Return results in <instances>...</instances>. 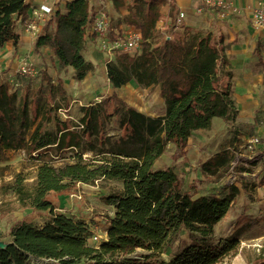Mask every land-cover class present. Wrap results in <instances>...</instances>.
Returning a JSON list of instances; mask_svg holds the SVG:
<instances>
[{"label":"trees","instance_id":"16d2710c","mask_svg":"<svg viewBox=\"0 0 264 264\" xmlns=\"http://www.w3.org/2000/svg\"><path fill=\"white\" fill-rule=\"evenodd\" d=\"M139 5L145 9L142 20L136 13ZM113 6L124 7V0H113ZM126 6L124 23L139 32L141 48L117 52L115 61L107 64L106 76L113 93L99 104L81 108L82 134L65 127L58 131L45 128L49 118L44 113L38 120V101L30 102L26 94H19L21 82L32 79H19L17 90L7 87L8 80L0 82V150L29 154L54 148L78 150L73 163L38 165L31 187L19 174L10 181L0 180L2 212L29 209L49 216L42 227L29 224L30 215L11 225L10 242L0 249V264H29L31 257L48 264H164L161 255L168 253L183 233L188 242L179 241L182 246L169 264H220L235 248L236 241L214 245L210 240L215 225L240 194L237 187L224 186L226 193L220 196L193 198L182 192L175 172L155 169L168 144L184 151L192 133L207 129L213 118L233 122L237 117L231 74L218 77L226 64L223 48L210 35L193 34L188 27L177 35L172 33L182 25L173 0H131ZM165 6L171 28L153 45L152 40L161 32L156 27ZM30 10L28 0H0V49L9 43L13 47L18 44L15 21L19 18L24 23ZM95 15L88 0H68L64 13L54 10L34 39L33 53L40 56V72L45 60L42 49L61 66L71 68L77 81L92 72L93 65L82 52L87 41L95 39ZM110 32L111 21L108 35ZM131 84L143 89L158 87L164 113L151 117L118 99L116 90ZM111 101L118 104L114 114L123 131L119 137L103 133V122L111 116L105 113V105ZM85 153H91L89 159H83L89 156ZM232 159L233 155L215 154L201 165L202 173L219 180ZM98 179L119 183L121 191L104 197L114 213L103 230L106 240L92 247L87 245L91 225L59 210L77 184ZM51 196H56L57 203ZM137 250L147 254L128 257Z\"/></svg>","mask_w":264,"mask_h":264},{"label":"rangeland","instance_id":"374dc122","mask_svg":"<svg viewBox=\"0 0 264 264\" xmlns=\"http://www.w3.org/2000/svg\"><path fill=\"white\" fill-rule=\"evenodd\" d=\"M130 2L131 0L128 3ZM199 7L204 9L202 2L199 3ZM235 9V12L226 13L218 20L210 18V13L204 9L201 15H196L192 19V26L182 22V25L172 32L177 35L182 33V28L188 27L193 34L210 35L217 46L223 48L226 64L221 66L218 77L226 73L231 74V97L238 110V115L233 122L213 118L207 129L193 132L187 140L184 151H178L174 145L168 144L164 153L156 161L155 169H170L175 172L179 177L182 192L190 194L193 198L220 196L226 193L223 179L228 169L223 171L221 179L217 180L202 173L201 165L205 161L215 154L233 155L238 144L242 143L246 137L257 136L264 142V39L257 40L252 32L254 28H249L248 13ZM136 13L141 20L144 19L145 9L142 5L138 6ZM108 15L111 21V32L106 39L122 36L124 28L120 29V27H127L124 23L128 17L127 6L115 8L108 12ZM169 28L171 25L168 24L165 30H161L154 37L152 44L159 43L163 32ZM21 29L24 31L23 26ZM93 40L96 39L87 41L82 55L85 60L90 61L92 48H95L101 53L102 58L94 62L90 61L93 70L82 81L75 79L71 68L61 66L45 54L42 64L44 70L37 78L21 82L19 94H26L30 102L34 100L39 103L38 120L44 113L49 118L45 123L46 129L58 131L60 127H65L82 134V126H79L81 108L99 104L112 95L106 76V67L109 62L115 61L117 54L107 53L101 48V43L97 46ZM9 52L10 49L5 46L2 49L3 58ZM29 58L36 66H41L38 65L39 62L34 55ZM6 85L11 88L12 80H8ZM131 85L116 90L117 98L151 117L164 113V104L159 97L158 87L143 89L134 84ZM117 106L116 101L105 105V113L111 115L103 122V133L107 136L119 137L123 134L117 125L118 116L114 114ZM77 151L70 148L60 150L54 148L39 154H29L24 150H0V180L10 181L19 174L26 178V185L31 187L38 165L48 163L59 167L73 163ZM85 154L89 156L83 159H89L91 153ZM250 170L254 171L256 177L248 178L247 175L243 177L237 186L240 194L236 197L228 214L214 227L210 240L214 245L236 241L235 248L220 264H264V160ZM119 191H121L119 183L106 179H98L90 184H77L75 189L65 197L64 208L59 212L75 221L82 220L90 224L91 237L87 240V245L96 247L98 242L92 237L100 236V231L105 229L110 218L109 207L103 199ZM6 200L12 201L13 198ZM51 200L57 203L56 196H51ZM12 205L15 206L14 203ZM12 209L9 211L5 209V212L0 210V243L2 245L10 242L8 237L10 226L21 221L24 216L30 215L27 222L34 227L44 226L49 219L46 213L39 214L29 209L14 211ZM180 240L188 242L187 234H181ZM179 241H174L169 252L161 255L160 258L164 264H169L173 255L181 248L182 244ZM146 254L145 251L137 250L128 257L135 258ZM29 264L48 263L44 259L31 257Z\"/></svg>","mask_w":264,"mask_h":264},{"label":"built area","instance_id":"2783aa9c","mask_svg":"<svg viewBox=\"0 0 264 264\" xmlns=\"http://www.w3.org/2000/svg\"><path fill=\"white\" fill-rule=\"evenodd\" d=\"M202 3L209 10H216L220 17L226 13L235 12L236 9L230 3L224 0H202ZM54 9L48 6H40L30 11L29 17L23 23L24 31L32 39L41 32L42 26L48 20ZM202 9L198 8L195 15H201ZM185 14L179 12L178 21L184 19ZM249 22L256 30L264 33V0H257V6L250 12ZM110 29L109 15L100 10L96 12L92 33L95 39L101 40V48L107 53L139 51L142 45V38L138 31L131 28H124L122 36L114 41L107 38ZM157 31L163 29V21H159L156 27ZM2 49H0V82L9 80L13 82L12 88L17 90L18 80L21 78L35 79L40 68L26 55H15L11 59L10 66L4 63ZM17 80V82L15 81ZM264 160V142L257 136L246 137L233 152V159L229 164L228 171L223 179V186L237 187L245 175L248 178H255L254 168L258 163ZM243 166V167H240ZM92 239L98 244L106 240L105 231H100V236H93Z\"/></svg>","mask_w":264,"mask_h":264},{"label":"crops","instance_id":"0c3cea01","mask_svg":"<svg viewBox=\"0 0 264 264\" xmlns=\"http://www.w3.org/2000/svg\"><path fill=\"white\" fill-rule=\"evenodd\" d=\"M67 1L68 0H28L31 10L33 8H38L42 5H44V6L51 7L54 10L60 11L61 13L65 12V4ZM88 1H89L90 8L94 12H98L100 10H103L108 14V12L115 9L113 6V0H88ZM129 1L130 0H124V5L126 6ZM224 1L230 3L235 8L241 9L242 12L248 13L247 14L248 19H250V12L257 6V0H224ZM173 2L175 4L178 12H182L185 14L184 19L180 20V22H185L186 25L192 26L193 25L192 19H194V17H196L195 11H196V9L201 8V7H199V3L201 4L202 0H173ZM204 9L207 13H210V16H209L210 18H212L214 20L215 19L218 20L219 18H221L216 10H209L205 6H204ZM204 9H202L203 12H204ZM168 11H169L168 6L163 7L162 11H161V13L163 14V18H162L163 29L166 27L167 23L169 24V22H170V19L168 18ZM204 18H206V17L204 16ZM195 19L199 20V18H195ZM177 20H178V17H177ZM248 23H249V28H251L252 26H251L249 20H248ZM21 26H23V23L21 22V20L19 18L16 19L14 29L16 32L18 29H20L17 32L19 35V40H18V44L15 47H13L12 44H10V43L6 45V47H8L10 49V52L5 55V62H4L5 65H7L8 67L10 66L11 58L15 55H20V54L26 55L28 57L29 56L31 57L32 55H34V58H36V60H38V62H39L38 58H40V56L36 57L35 54L33 53L34 40L21 29ZM123 28H125V27L124 26L120 27V29H123ZM255 31L253 29L252 32L257 37L256 39L257 40H263L264 39V33L260 32V31H256V32ZM97 40L98 39L93 40V41H95L97 43V46H99L100 41L99 40L97 41ZM97 46H95V47H97ZM25 53H27V54H25ZM41 54L45 58V54L47 56L48 52L45 49H42ZM89 58L91 59L90 60L91 62L92 61L94 62V60H101L102 55L98 50H96L95 48H92V53H91V56H89ZM129 86H132V85H128V87ZM108 207H109L108 208L109 216L111 217L114 213V210H113V207H111V206H108Z\"/></svg>","mask_w":264,"mask_h":264},{"label":"water","instance_id":"95a60500","mask_svg":"<svg viewBox=\"0 0 264 264\" xmlns=\"http://www.w3.org/2000/svg\"><path fill=\"white\" fill-rule=\"evenodd\" d=\"M4 247H5V244L2 245V244L0 243V249H2V248H4Z\"/></svg>","mask_w":264,"mask_h":264}]
</instances>
